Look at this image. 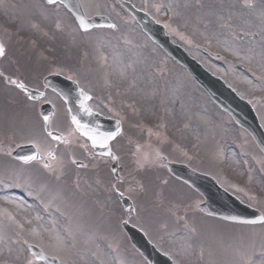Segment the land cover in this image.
I'll return each mask as SVG.
<instances>
[{"label":"rangeland","instance_id":"1","mask_svg":"<svg viewBox=\"0 0 264 264\" xmlns=\"http://www.w3.org/2000/svg\"><path fill=\"white\" fill-rule=\"evenodd\" d=\"M131 1L135 4H140L141 7L148 9V11L150 10V12L152 11V14H155L161 22H164L174 31L175 41H180V43L183 41L179 40V38L181 39L186 35L184 32L185 28L182 25L173 26L171 24L172 14L179 15V18L182 17L181 15H193L195 19L197 18V27L201 35L190 37V40L182 45L193 53V55L196 54L200 63L207 67L209 71L222 77L235 90L237 89L241 95L248 98L256 108L258 105L263 104L264 0H180L179 2L175 0ZM102 2V4L100 2L101 5H97L100 6L96 7V11L108 13L114 16L115 20L119 19L118 26L124 31L125 27L128 26V23L125 21L127 18L122 14V9L116 4V0H102ZM36 3L37 2L34 1V4ZM81 4L88 14L95 8L91 5V0H81ZM3 6L5 9H9L8 11L1 12V20L5 19L7 23L12 22L10 20L8 21V16L14 17L13 13L16 11L14 9L15 4L13 0H5ZM35 11L39 16L45 12L42 18H46L47 21L53 20L61 22V24L65 26L66 35L75 36V43L71 49V57L79 51L78 49L85 47V45L95 52L98 51L96 44L93 45L88 43L93 40V34L81 36V33L74 28L71 18L68 17V14L63 9L57 7L55 11L50 12L40 5L36 7ZM116 13H118V16ZM34 22H36L38 26L40 25L38 21ZM12 25H14V23H9L7 26L9 28L4 29L11 33L14 31V26ZM49 28L42 27L41 25L38 27V30L44 33L53 32V25ZM60 32L62 31L58 29V32L54 33L53 38L56 36L59 37ZM180 32L182 34H179ZM237 32L257 33L258 39L254 42L239 41L236 35ZM138 40L141 41V38H138ZM17 41L23 42L25 38L23 35H20ZM31 41L36 50L44 55H46V52L50 54L47 56L49 60H52L54 54L59 51L56 46L57 44L53 47H50V45L46 47L39 44L38 41L32 39ZM77 41L79 42L77 43ZM137 44L138 48H126L125 52L122 48L120 50L123 54L120 55L124 59L131 58L135 63L134 70L129 77L126 76L125 78L130 95L129 93L126 95L117 94V100L115 97L110 95L107 96V102H110L113 106V115L118 118L121 117L125 123L123 140L127 141L130 139L131 142H127L130 145L133 143V161L130 164L129 162H125L127 166L122 171V184L119 186L121 188L123 186L128 188H124V191L127 195L129 194L133 200H135L134 196L136 197L138 193H140V196L145 197L144 202L158 196L156 201H153V204L157 202L156 209L160 211L164 210L166 208V202H164V200L166 201L167 198L161 197L160 195L168 193L164 194L161 192V186L158 187V189L155 188V190H148L149 188H146L144 193L142 192L143 188L138 189V187L134 185H139V183H141L139 178L141 180L142 178L139 176V170L148 169L151 165L157 166L154 159L152 160L149 156V153L157 150L161 153H167L172 160H189L190 163L196 165L203 162H212L214 165V172L218 176L219 181L227 189L232 190L235 189L236 186L238 187L236 191L243 193V195H247V192L252 194L253 192L251 191L256 192L257 197L252 198L251 203L261 204V209L264 211V165L257 159H255L256 162L250 161L255 158L254 154H258L257 150L249 144L252 139L236 129L231 118L225 117L220 112V109L214 106L205 93L198 91L194 83L193 85L191 84V80L189 81L183 69L179 68L174 62L164 61L163 57H161V52H159L157 48L144 46L141 42ZM199 46H211L212 50L215 49L221 52L225 55L226 59L223 62L221 61L222 63L209 59L198 52L197 48H199ZM111 52L112 50L108 48L101 50L99 59L107 60ZM115 59L116 63L120 60L117 56ZM75 61H83V59L81 57H75ZM147 64H151V69L154 68L159 75L163 73L167 78L168 84L161 89V95L160 93L158 94L155 85L151 82L146 88L141 87L146 85V81L150 74H154L149 68L150 66H146ZM131 86L133 88L136 86L137 89L134 88L135 91H133L130 88ZM164 93L166 94L162 99ZM121 97H125L124 99L126 102L123 103V105H127L125 111H120L121 107L116 106V102L122 105L120 104ZM146 100L152 101L151 105L145 106ZM162 101L165 102L166 107H169L177 114L178 121L169 120L170 122H168L167 120V122H165L166 120L162 117V110L160 109ZM199 115L204 118L205 121L196 119ZM33 127L34 136L38 138L39 141L46 142V138L43 136L36 123ZM185 134H187V137L183 138ZM186 139L190 141L189 145L187 141H185ZM202 140H204V144ZM213 140L215 141L213 142ZM211 141V146L207 148L208 155L205 156L203 146L210 145ZM125 159L127 160L128 158ZM132 166H134L133 169L127 171ZM90 167L92 166L90 165ZM156 173L157 176L155 177V181L161 180L163 178L161 170L157 168ZM133 174H135V176H132ZM128 183H133V186H129ZM167 196L174 199V196L170 194ZM160 198L164 200L162 201ZM171 201H169L166 209V211L168 210L170 212V217H172L171 228L168 233L162 232L163 234L159 237H155V240L157 246L163 249L178 264H264V250L262 251V247H264V229L261 227L251 228L244 225L241 227L235 226L234 228H229L222 225L219 226L218 222L210 223L198 218L194 214L196 213L194 205L195 198L189 193L185 197L183 196L180 201L175 203H171ZM64 206L65 204L61 201H55L51 209L57 208L60 215V210ZM177 207H184L186 210L185 213H190H188L184 219L177 217V211L179 210ZM154 209L155 208H153V212ZM146 211L148 214L146 216L147 218L153 216V212L147 209ZM43 212L42 220L47 224L46 220H48L50 216H53L54 213L50 211ZM86 216H88V213L81 216H73L74 218L71 217V219L68 220L69 222L66 220V226H63V223H61L60 232L53 229L52 225L50 231H46V235L48 238H51V241H75L78 245V249L81 248V250H79L80 253L84 248V242L88 243L86 246L93 245V239H97L98 235L101 234L99 230L101 228L94 224V220H89L87 222L82 220L86 218ZM138 218V222H136L145 229L148 223L140 217ZM55 219L51 220L50 223L55 224ZM181 219H183V221H181ZM199 225L201 226L198 232ZM200 236L203 238H199ZM86 237L92 240L88 242ZM12 241L11 238L3 240L0 237L1 244H14L15 242L12 243ZM16 241L18 243L20 242L17 239ZM23 242L25 243L26 241ZM40 242L49 243L46 241L45 237L40 238L39 243ZM97 248V244H94L91 246L88 253H96ZM115 252H117V245L114 242L106 241L103 248L104 255L98 254V258L101 260H98L97 257L94 256L87 260L86 263L121 264L118 262V254ZM129 255L131 259L136 262V258L132 253ZM251 255L254 256V258ZM6 256L7 255L0 253V261L7 262L8 259ZM84 256L85 255H83V257Z\"/></svg>","mask_w":264,"mask_h":264},{"label":"flooded vegetation","instance_id":"2","mask_svg":"<svg viewBox=\"0 0 264 264\" xmlns=\"http://www.w3.org/2000/svg\"><path fill=\"white\" fill-rule=\"evenodd\" d=\"M118 13H116L117 16ZM118 20L115 21L118 23ZM129 20H131L130 16ZM103 34L104 38L108 35L113 39L117 37L118 28L116 30L103 29ZM140 35L143 36L141 33ZM124 37L126 40H122L120 43L126 44L132 41L133 45L134 37L130 33ZM121 38L123 39L122 35ZM142 41L145 40L142 39ZM146 42L151 44L148 40ZM106 45L108 44L106 43ZM4 46L7 51L0 58V227L6 231L11 228L18 231L21 225L20 218H24L28 214L35 215L39 209L40 195H36L35 189L39 182L38 167H45V164L51 165L50 159L54 160L55 156L48 151H39L43 158L41 161L23 164L13 159L14 148L25 144H35L33 123L37 120L43 126L39 109L44 103H49L53 108L51 126H56L58 130L64 133V136L67 131L72 133V126L68 122L69 114L66 104L59 94L44 83V78L48 75L58 74L74 82L83 92L90 95L88 104L97 113L108 114L111 106L104 102V96L101 92L105 89L104 86L98 84V75L104 71L101 70L102 67L100 66L94 68L91 60L78 62L75 61V56L73 59L69 57V51L61 50L55 59L49 62V60H44L38 51L31 49L32 46L25 45L24 42L17 41V39L4 43ZM111 47L113 48V46ZM93 68L95 71L97 70V78L94 77ZM110 70V75L116 73L113 76L115 80L121 79L122 75L117 74L120 65L117 64L116 67L112 65ZM63 83L73 85L70 82ZM28 88L35 89L38 93L32 95L27 91ZM72 137L68 138L67 136L64 144L66 147L71 145ZM85 153L87 156L90 154L86 150ZM71 155L70 158L72 159ZM91 157L109 162L108 158ZM7 186L11 189L4 191ZM14 187H18L13 191L15 195L7 193V191L14 190L12 189ZM24 188L29 194H25ZM70 195L72 199L81 198L80 193L77 192H71ZM110 197L119 200L120 191L113 187ZM103 210L112 223L120 224L122 222V210L117 208L116 203H114L113 208L108 207V209L103 205L100 212ZM111 241L115 242L113 238ZM57 244L61 245L59 251L50 252L48 250V252L55 254L58 264H79L76 245H68V241L55 242V245ZM28 247L29 245L25 243L0 246V253L2 254L15 253L9 255L10 259L7 262H0V264H44L42 262L36 263L33 260L28 252Z\"/></svg>","mask_w":264,"mask_h":264},{"label":"water","instance_id":"3","mask_svg":"<svg viewBox=\"0 0 264 264\" xmlns=\"http://www.w3.org/2000/svg\"><path fill=\"white\" fill-rule=\"evenodd\" d=\"M47 1L49 2V0ZM66 3L82 29L102 24L99 23V17L87 20L82 15L81 9L75 1L69 2L66 0ZM124 5L133 15L138 18L141 17L140 12H137L132 5L128 3ZM161 41L163 49L190 71L199 85L206 88L211 98L216 101L221 108L228 110L237 124L247 129L252 138L256 141L258 147L264 151V132L262 127L258 124V119L255 117L249 104L242 101L238 96H235L231 89L224 86L219 79L208 74L201 66L191 60L182 49L169 43L167 38H162ZM70 109L72 122L76 126V129L79 130L80 134L90 140L91 144L97 148V152L107 154L109 151L108 142L120 132L119 124L116 122H104L101 118H97L90 113L81 112L84 108H80L78 105L73 106L70 104ZM76 121L79 123H76ZM56 135L57 134L52 133L51 137L57 139L58 136ZM110 135L111 138H109ZM15 155L21 157L25 156V153L19 150ZM165 164H167L171 174H174L190 184L196 191H199L205 196L206 202L203 206V211L205 213L209 215H219V217L221 216L229 221L232 220L241 223H249L247 221L260 223L263 221L261 213L254 209L251 210L233 196L225 193L218 187L217 183L210 178L204 177L198 173H193L183 165L166 162ZM114 170H117L116 166ZM124 230H126L135 249L141 252L149 264H175L170 258L155 250L154 246L145 238L139 229L125 224Z\"/></svg>","mask_w":264,"mask_h":264},{"label":"snow or ice","instance_id":"4","mask_svg":"<svg viewBox=\"0 0 264 264\" xmlns=\"http://www.w3.org/2000/svg\"><path fill=\"white\" fill-rule=\"evenodd\" d=\"M49 3H55V0H49ZM113 27H114V25H113ZM3 53H4V48H3L2 45H0V55H3ZM13 83H15V81H13ZM21 87H23V85H21ZM44 119H45V121H47L48 117L45 116ZM76 123H79V122L76 121ZM49 135H51V133H49ZM111 135H114V134H111ZM111 135H110L109 138H111ZM57 139H58V137H57ZM17 159H20V160H23V161H26V162H27V161H30V160H36L37 157H36L35 155H30V156H21V157H17ZM44 166H45V167H49L48 164H45ZM233 219H234V218H233ZM247 222H249V223H254V221H247ZM54 259H55V258H53V260H54Z\"/></svg>","mask_w":264,"mask_h":264}]
</instances>
